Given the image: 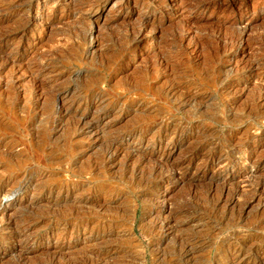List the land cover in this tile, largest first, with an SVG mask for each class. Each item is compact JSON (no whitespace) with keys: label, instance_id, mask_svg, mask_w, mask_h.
I'll use <instances>...</instances> for the list:
<instances>
[{"label":"rangeland","instance_id":"rangeland-1","mask_svg":"<svg viewBox=\"0 0 264 264\" xmlns=\"http://www.w3.org/2000/svg\"><path fill=\"white\" fill-rule=\"evenodd\" d=\"M263 44L264 0H0V264H264Z\"/></svg>","mask_w":264,"mask_h":264},{"label":"bare ground","instance_id":"bare-ground-1","mask_svg":"<svg viewBox=\"0 0 264 264\" xmlns=\"http://www.w3.org/2000/svg\"><path fill=\"white\" fill-rule=\"evenodd\" d=\"M199 2V1H198ZM197 2V3H198ZM19 6V5H18ZM25 23V22H24ZM23 23V24H24ZM27 23V22H26ZM29 23V22H28ZM24 26H25V24H24ZM20 29V28H19ZM85 35V34H84ZM174 37V36H173ZM264 45V44H263ZM218 57V56H217ZM218 59V58H217ZM218 61V60H217ZM226 74V73H225ZM55 100V99H54ZM232 143V142H231ZM155 175V174H154ZM232 199H233V197H232ZM202 203V202H201ZM27 220V219H26ZM60 221V220H59ZM19 223V222H18ZM14 224V223H13ZM47 224V223H46ZM15 226V225H14ZM18 233H19V231H18ZM72 233V232H71ZM185 243V242H184ZM185 245H188V244H185ZM193 245V244H192ZM185 247V246H184ZM190 248V247H189ZM185 251H187V252H189V251H191V249H187V247H185ZM193 251V250H192ZM186 252V253H187ZM58 255V254H57ZM93 260V259H92ZM70 261V260H69ZM88 261V260H87Z\"/></svg>","mask_w":264,"mask_h":264}]
</instances>
